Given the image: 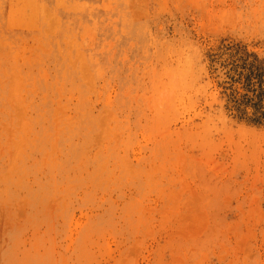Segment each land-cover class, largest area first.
I'll list each match as a JSON object with an SVG mask.
<instances>
[{"label": "rangeland", "instance_id": "rangeland-1", "mask_svg": "<svg viewBox=\"0 0 264 264\" xmlns=\"http://www.w3.org/2000/svg\"><path fill=\"white\" fill-rule=\"evenodd\" d=\"M0 264H264V0H0Z\"/></svg>", "mask_w": 264, "mask_h": 264}]
</instances>
